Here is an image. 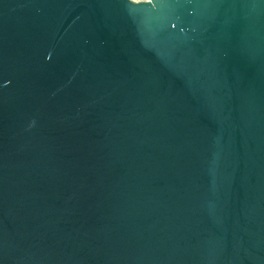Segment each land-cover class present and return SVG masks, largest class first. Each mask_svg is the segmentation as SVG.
<instances>
[{
  "label": "water",
  "instance_id": "95a60500",
  "mask_svg": "<svg viewBox=\"0 0 264 264\" xmlns=\"http://www.w3.org/2000/svg\"><path fill=\"white\" fill-rule=\"evenodd\" d=\"M0 264H264V0H0Z\"/></svg>",
  "mask_w": 264,
  "mask_h": 264
}]
</instances>
